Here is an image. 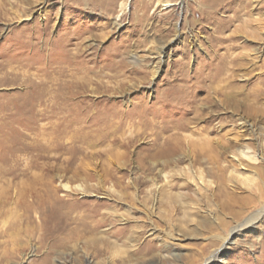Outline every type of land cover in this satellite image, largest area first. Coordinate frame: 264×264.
<instances>
[{"label": "rangeland", "instance_id": "rangeland-1", "mask_svg": "<svg viewBox=\"0 0 264 264\" xmlns=\"http://www.w3.org/2000/svg\"><path fill=\"white\" fill-rule=\"evenodd\" d=\"M261 156L264 0H0V264H264Z\"/></svg>", "mask_w": 264, "mask_h": 264}, {"label": "bare ground", "instance_id": "bare-ground-1", "mask_svg": "<svg viewBox=\"0 0 264 264\" xmlns=\"http://www.w3.org/2000/svg\"><path fill=\"white\" fill-rule=\"evenodd\" d=\"M128 1H127V3H126V8H125V10L127 9V7H128ZM166 6L167 7H170V6H172V4H169V3H167L166 4ZM156 68V67H155ZM244 125L246 126V127H248L249 129L251 128V126H249L246 122H244ZM248 149H250V148H248ZM247 151V150H246ZM174 152V153H173ZM252 152V151H251ZM177 153V149H176V147H170V148H161L160 147V150H159V154L160 155H162L164 158H168L167 160H165V162H164V165L166 164V165H168L169 163H171L172 161H173V155H175ZM232 155H233V157H232V159L234 160V161H236V162H238V163H240V165H242L243 163H242V160L243 159H251V160H253V161H256V159L254 158V157H252L251 155L252 154H249V153H246V152H244V153H241V154H237V153H232ZM154 158V157H153ZM261 158L264 160V157L263 156H261ZM176 160V159H175ZM156 161H158V160H156ZM150 162V161H149ZM151 165H155L154 164V162H151ZM165 169V168H164ZM150 170V169H149ZM152 171L154 170V169H151ZM163 171V170H162ZM161 170H159V173H161L162 172ZM155 173V172H154ZM150 174V173H149ZM158 174V173H157ZM196 174V173H195ZM155 175V174H154ZM165 176H166V174H165ZM77 177V176H76ZM151 177V176H150ZM203 177V176H202ZM148 179V178H147ZM157 179V178H156ZM150 180V179H149ZM152 182H153V180H151ZM157 184V183H156ZM79 186V185H78ZM151 186V185H150ZM63 187L65 188V190H67V189H70L69 188V186L68 185H63ZM76 187V186H75ZM75 187H73V188H75ZM79 190H81V189H83V187L82 186H79V187H77ZM156 189H160V187L158 186V185H156ZM50 190V198H52L54 195H52V193L54 192V190L53 189H49ZM64 190V189H63ZM161 190H164V188L163 189H161ZM160 190V191H161ZM75 191V190H74ZM80 193H81V191H80ZM84 193H85V191H84ZM83 193V194H84ZM164 193V192H163ZM162 193V194H163ZM160 194V193H159ZM162 199V198H161ZM163 200V199H162ZM158 201V200H157ZM161 201V200H160ZM156 202V201H155ZM156 204H157V202H156ZM263 214H264V208H263V210H261L259 213H257V214H255V215H253V217H251L249 220H247L244 224H241L240 226H238L236 229H241V228H246L247 226L249 227V226H251L253 223H255V221H257V220H260L261 219V217L263 216ZM74 220V219H73ZM65 222V221H64ZM66 225V224H65ZM94 227V226H93ZM224 241H226V243L227 244H229L230 243V240H229V236L227 237V238H225L224 239ZM220 255H219V252L218 253H216L211 259H210V261L211 260H219V257Z\"/></svg>", "mask_w": 264, "mask_h": 264}]
</instances>
